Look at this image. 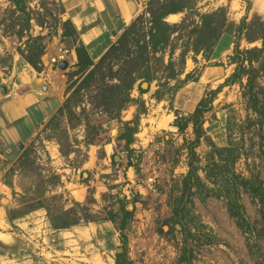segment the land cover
Instances as JSON below:
<instances>
[{
  "label": "rangeland",
  "instance_id": "374dc122",
  "mask_svg": "<svg viewBox=\"0 0 264 264\" xmlns=\"http://www.w3.org/2000/svg\"><path fill=\"white\" fill-rule=\"evenodd\" d=\"M39 1L29 0L28 3L35 8ZM50 1L57 3L51 8L58 22L49 17L47 25L54 24L52 33L49 34L50 30L43 32L46 46L50 51L55 49L46 60L56 54L61 44L66 46L62 34L68 26L64 27V22L79 21L77 13L87 20L88 10L86 0ZM73 1L81 4L70 12L68 7ZM106 1L113 15L116 0ZM131 1L135 9L129 22L142 14L150 0ZM101 7L102 3L98 5ZM220 8L226 9L229 20L237 24L246 16L249 20L254 15L264 19V0H199L196 11L207 14ZM13 9L10 0H0V87L7 83L3 79L10 75L14 62H23L16 53L21 43L13 35L4 36L3 32L4 27L15 23L13 18L18 14L14 15ZM131 10V5L130 8L126 6L125 14ZM185 14L176 13L180 18L167 22H181ZM149 18L147 15L144 22ZM199 19L196 16V20ZM110 22L122 20L119 16ZM32 23L33 35L38 36L42 33L41 27ZM150 25L146 23L145 28ZM118 26H112L114 31L108 32L110 39L101 29L84 35L88 47L92 50L99 43L106 47L118 37ZM16 30H20V26ZM10 32L11 29H7L5 34ZM130 46L127 51L131 50ZM254 46H261V43L248 44L245 40L241 43L242 49ZM183 48L184 43L176 44L175 69H180ZM234 48V36L224 34L210 60L190 51L184 74L171 81L168 87L160 86L168 78L167 70L153 60L151 69L157 80L144 94L138 89L141 81L137 83L131 92L132 101L119 119L92 105L98 92L96 82L82 90H79V83L74 85L64 98L62 109L60 107L42 124L34 120L33 125L19 127L20 135L15 140L5 136L4 130L9 124L1 120L0 114V264H116L119 251H125L122 259L133 264H264V238L251 239L253 252L250 251L248 237L230 216L224 199L198 194L186 196L187 203L193 202L189 208L194 217L192 221L187 217L191 227L188 235H184L182 227L175 225L173 220L174 201L181 196L182 180L189 171L185 140L194 139L192 126L184 133L179 132L175 126L176 113L181 117L192 114L206 94L211 96L209 92L217 90L234 73L236 65L229 59ZM168 62L167 53L164 64ZM2 65L9 68L2 69ZM53 68L58 70L55 92L59 94L68 86V74L73 70H70L71 65L65 71ZM118 68L114 65L115 70ZM191 72L193 78L181 83ZM258 82L264 87V77ZM176 87L179 90L172 95ZM158 91H162L161 100L156 98ZM242 94L240 83L225 86L215 97L212 107H208L204 127L219 146L227 145L229 116L236 117L238 123L248 116L258 117L247 110V99ZM114 106V103L109 104V107ZM130 128L136 132L132 144H127L123 136L130 134ZM252 131L246 129L244 138L237 131L234 141L241 143V152L249 155V164L255 166L253 169L264 182V140ZM252 142L256 144L252 146ZM19 143L23 144V149L19 148ZM210 150L206 141L197 148L202 166L207 165L206 154ZM244 158L238 162L237 170L248 176ZM200 174L204 176L203 172ZM78 191H84L82 198L78 197ZM55 197L57 202L51 205L50 216L41 205H49ZM120 200L126 202L129 210L134 207L132 202L137 201L134 216L128 221L125 244L114 225L103 220L108 210L119 208ZM242 203L251 223L261 220L258 205L247 194H242ZM61 210H70L72 214L61 215ZM84 213L93 221L80 219V223L69 225L75 215ZM53 217L60 218L59 222H66L69 227L57 228L58 222H53Z\"/></svg>",
  "mask_w": 264,
  "mask_h": 264
},
{
  "label": "trees",
  "instance_id": "16d2710c",
  "mask_svg": "<svg viewBox=\"0 0 264 264\" xmlns=\"http://www.w3.org/2000/svg\"><path fill=\"white\" fill-rule=\"evenodd\" d=\"M10 1L14 7L13 14L18 15L13 18L14 24L3 28L4 36H15L21 43L16 48V53L21 60L37 72H42L45 67L43 57L47 49L43 41L45 39L43 32L50 30L49 34L52 33L51 30L54 24L47 25L49 17L54 20L53 22H58L57 15L51 8V5H57V3L56 1L40 0L37 7L32 8L29 6V0ZM198 1L150 0L148 7L124 30L118 41L110 47L97 63L91 59L85 45L79 44L76 47L78 60L75 69L68 74L69 79L65 95L67 97L72 87L78 83L79 90H82L84 87L88 88L96 82L98 92L92 105L96 110L119 119L121 112L132 101L131 92L135 89L137 83L141 81L138 89L144 94L150 91L152 83L157 80L151 69L153 60L161 63L168 72L166 82L160 84L164 87L184 74L187 55L190 51L194 52L195 56L203 54L206 60H210L223 35L232 34L235 38V48L229 59L231 64L236 65L234 73L217 90L209 92L211 96L206 94L192 114L181 117V114L176 113L175 126L179 132L184 133L192 126L194 139L192 141L185 140L188 146L189 171L182 180L181 196L175 198L174 201L173 220L175 225L182 227L183 234L188 235L191 231L188 223L194 217L191 216L192 211L189 208L193 202L190 200L188 204L185 200L186 196L198 194L199 196L204 195V197L224 199L230 216L243 234L247 235L248 246L250 251L253 252L251 239L256 236L264 238V182L253 169L255 166L249 164V155L241 152L243 147H240L241 143L234 141V136L237 131H240L241 137L244 138V131L253 129L254 134L264 140V87L258 82L259 78L264 77V19L259 15H254L249 20V16H246L237 24L229 20L227 10L224 8L212 13L200 14L196 11ZM62 12L65 13L64 7ZM176 13H186L181 22L171 24L166 21L168 16ZM147 15L150 18L147 19L148 22H144ZM196 16L200 19L196 20ZM4 21L5 18L1 22ZM32 22L41 27L42 33L38 36L33 35ZM146 23L151 25L145 28ZM65 25L66 28L68 26V29L63 28L66 29L62 34L63 38L71 37L76 41L77 31L75 27L70 20L64 22V27ZM1 26L3 27V23ZM18 26H20V30H16ZM7 29H11V32L6 35ZM24 38L27 39L24 41ZM243 40L248 44L260 42L261 46L242 49L241 43ZM178 42L184 43V48L179 59L180 69H175L177 64L175 62V47ZM130 44H133L132 47ZM128 45L131 47L130 51L126 50ZM167 53L169 62L165 65V55ZM115 58L117 59L114 60ZM194 60L196 61V58ZM114 65H118L119 68L115 70ZM193 75V72L188 73L186 79L181 80V83L185 84L190 81ZM198 78L199 76L194 81H197ZM244 79L246 80L245 83L243 82ZM145 83L148 85L147 88H144ZM236 83H240L243 89L242 95L247 99V110L258 117L252 119L248 116L246 120L238 123L236 117L229 116L226 122L228 142L225 146H219L208 136L205 130V114L208 107H212L215 97L221 92V89ZM178 90L179 87L174 88L172 95L175 92L177 93ZM161 93L162 91H158L156 94V98L159 100L162 99ZM68 103L66 101V105ZM110 103H114L115 106L109 107ZM129 131L130 134H124L123 137L127 144H132V136L136 130L130 128ZM204 141L211 148L206 154V166H202L201 158L197 153V148ZM255 144L252 142V146ZM242 157H245L249 172L248 176L237 170V164ZM255 163L254 160L253 164ZM200 172L204 173L203 177ZM242 194H247L258 205L261 220L251 223L242 203ZM56 200L57 197L51 199L49 205L43 204L41 207H44L50 215L53 209L51 205H55ZM136 203L137 201L134 200L132 202L134 207L129 210L126 202L120 200L119 208H111L107 211L106 217L103 218V220L111 222L116 230L121 233L124 244L127 241L128 221L134 216ZM77 204L86 211L83 205ZM59 213L70 216L72 211L61 210ZM187 217L190 218L189 222ZM91 218L88 213H84L82 216L75 215L69 225L80 223V219L85 222H92ZM59 219H52L53 222H58L56 224L57 228L69 227L66 222H59ZM124 254L125 251L118 252L116 264H133L128 259H122Z\"/></svg>",
  "mask_w": 264,
  "mask_h": 264
},
{
  "label": "crops",
  "instance_id": "0c3cea01",
  "mask_svg": "<svg viewBox=\"0 0 264 264\" xmlns=\"http://www.w3.org/2000/svg\"><path fill=\"white\" fill-rule=\"evenodd\" d=\"M86 1L88 4V10L86 13L87 20L85 18L81 19V14L77 13L76 16L78 18L80 17L79 21L76 20V22H71L77 31L76 41L71 37L64 38L63 41L66 47L71 50L70 57L72 59L69 57V68L71 65L70 70L75 69L78 60L76 47L79 44L82 43L85 45L91 59L97 63L110 47L118 41L124 30L135 20L133 19L132 22H129L135 9V4L131 0H116V3L114 2V7H116L114 10L116 12H114L113 15L110 12V9L108 10V2L106 0ZM77 2H79V4ZM100 3L103 4V7L98 8ZM80 4V1H73L68 7V11L73 12L77 5ZM130 5L132 10L127 15V13L125 14V8L126 6L130 8ZM119 16L121 17L122 22H110L115 18H119ZM115 25H119L117 28L119 35L116 40L108 44L106 47H102V44L100 43L96 44L92 50L88 47L84 35H87L95 29H101L110 39L108 32L112 29V26ZM112 31H114V28ZM53 50L50 51L47 47L46 53L43 57L45 67L42 72H37L34 68L23 62L21 64L14 62L12 69L9 70L10 75L7 79H3V81L6 80L7 83L5 82L6 84L0 87V93L2 92L0 94V114L2 118L1 120L4 122L7 121L9 124L4 132L5 136L10 140H15L20 135L19 127L23 128L24 125H33L35 124L34 120L38 124H42L63 106L67 87L59 94L55 92V83L57 82L55 80V74L58 70L49 64V60H46L49 53L51 54ZM17 56L19 55L17 54ZM6 68L9 67H2V69Z\"/></svg>",
  "mask_w": 264,
  "mask_h": 264
},
{
  "label": "built area",
  "instance_id": "2783aa9c",
  "mask_svg": "<svg viewBox=\"0 0 264 264\" xmlns=\"http://www.w3.org/2000/svg\"><path fill=\"white\" fill-rule=\"evenodd\" d=\"M61 43V42H60ZM71 50L70 48L64 46L61 44L56 52V54L52 55L49 60V64L52 67H59L60 63L64 61L69 62V56H70Z\"/></svg>",
  "mask_w": 264,
  "mask_h": 264
},
{
  "label": "bare ground",
  "instance_id": "6f19581e",
  "mask_svg": "<svg viewBox=\"0 0 264 264\" xmlns=\"http://www.w3.org/2000/svg\"><path fill=\"white\" fill-rule=\"evenodd\" d=\"M179 16H180V15L172 14V15H170V16L168 17V20H167V21H169V22H176V21H177V18H180ZM94 19H95V18H94ZM89 22H90V21H89ZM87 30H88V29H87ZM83 31H84V30H83ZM83 192H84V191H78V192H77L78 197L82 198L83 195H84Z\"/></svg>",
  "mask_w": 264,
  "mask_h": 264
},
{
  "label": "water",
  "instance_id": "95a60500",
  "mask_svg": "<svg viewBox=\"0 0 264 264\" xmlns=\"http://www.w3.org/2000/svg\"><path fill=\"white\" fill-rule=\"evenodd\" d=\"M69 68V62L68 61H64V62H62V63H60V65H59V69L60 70H62V71H65V70H67ZM145 86H148L146 83L144 84ZM5 91V90H4ZM23 144L22 143H20L19 144V148L20 149H23Z\"/></svg>",
  "mask_w": 264,
  "mask_h": 264
}]
</instances>
